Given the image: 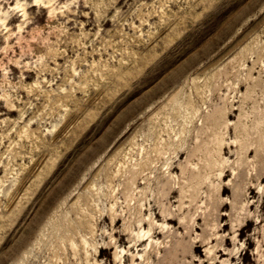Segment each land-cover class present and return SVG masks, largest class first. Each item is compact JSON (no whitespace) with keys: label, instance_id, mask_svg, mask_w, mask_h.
<instances>
[{"label":"rangeland","instance_id":"1","mask_svg":"<svg viewBox=\"0 0 264 264\" xmlns=\"http://www.w3.org/2000/svg\"><path fill=\"white\" fill-rule=\"evenodd\" d=\"M0 264H264V0H0Z\"/></svg>","mask_w":264,"mask_h":264}]
</instances>
